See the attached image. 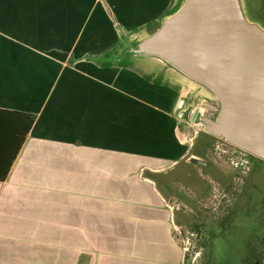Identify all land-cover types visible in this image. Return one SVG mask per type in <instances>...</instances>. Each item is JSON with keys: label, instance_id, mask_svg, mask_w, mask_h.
I'll return each instance as SVG.
<instances>
[{"label": "crops", "instance_id": "obj_1", "mask_svg": "<svg viewBox=\"0 0 264 264\" xmlns=\"http://www.w3.org/2000/svg\"><path fill=\"white\" fill-rule=\"evenodd\" d=\"M181 1L0 0V109L36 115L0 201L27 190L101 195L129 162L159 171L191 160L175 71L129 47ZM1 143L0 131V173Z\"/></svg>", "mask_w": 264, "mask_h": 264}, {"label": "rangeland", "instance_id": "obj_2", "mask_svg": "<svg viewBox=\"0 0 264 264\" xmlns=\"http://www.w3.org/2000/svg\"><path fill=\"white\" fill-rule=\"evenodd\" d=\"M242 2L264 27V0ZM183 125L206 163L182 158L150 171L129 162L109 193L1 200L0 264H251L250 246L264 242V160L237 169L236 147Z\"/></svg>", "mask_w": 264, "mask_h": 264}, {"label": "water", "instance_id": "obj_3", "mask_svg": "<svg viewBox=\"0 0 264 264\" xmlns=\"http://www.w3.org/2000/svg\"><path fill=\"white\" fill-rule=\"evenodd\" d=\"M242 1L182 0L129 46L168 64L183 89L192 81L216 100L215 119L196 126L264 160V27L246 16Z\"/></svg>", "mask_w": 264, "mask_h": 264}, {"label": "flooded vegetation", "instance_id": "obj_4", "mask_svg": "<svg viewBox=\"0 0 264 264\" xmlns=\"http://www.w3.org/2000/svg\"><path fill=\"white\" fill-rule=\"evenodd\" d=\"M132 42L137 43L136 40H133ZM182 89H183V86H180L179 90H182ZM183 91H184L185 96L183 97V99L177 100L178 102L177 111L180 114L181 116L180 118L183 122H186L189 127L194 126L198 129H201L200 127L196 126V123L200 122L202 118L210 117L212 119H215V116L217 113V110L215 109V107L217 106V102L213 97L209 96L207 92L203 90L199 84L193 83L192 81H184ZM203 108L205 110H202ZM201 130L205 131L204 129H201ZM207 133L210 134L211 137L213 138L226 141L222 137L213 135L209 132ZM231 145L238 149L236 152L235 151L232 152V155H231V163L235 166V168L237 169L238 168L244 169V168H249V167L251 168L250 164L252 163L251 158L253 156H251L249 152L233 144ZM243 154L247 156L248 163L245 166H241L240 164L239 165L235 164L233 160L238 159ZM233 156L235 157L233 158ZM193 157H196V156H192L191 161H194ZM250 248H251V257H252L251 264H264V242L262 243V245H251Z\"/></svg>", "mask_w": 264, "mask_h": 264}, {"label": "trees", "instance_id": "obj_5", "mask_svg": "<svg viewBox=\"0 0 264 264\" xmlns=\"http://www.w3.org/2000/svg\"><path fill=\"white\" fill-rule=\"evenodd\" d=\"M35 119L36 115L34 113L0 109L1 146L5 153V164L1 169L0 180L6 179L12 163L25 142ZM250 155L256 157L252 154Z\"/></svg>", "mask_w": 264, "mask_h": 264}, {"label": "built area", "instance_id": "obj_6", "mask_svg": "<svg viewBox=\"0 0 264 264\" xmlns=\"http://www.w3.org/2000/svg\"><path fill=\"white\" fill-rule=\"evenodd\" d=\"M235 156H233L234 158ZM235 164H240L241 166H245L248 163V158L245 154H243L242 156H240L238 159H234L233 160Z\"/></svg>", "mask_w": 264, "mask_h": 264}]
</instances>
